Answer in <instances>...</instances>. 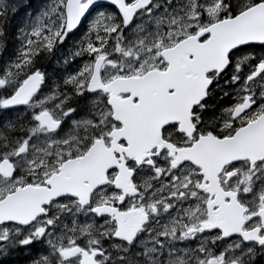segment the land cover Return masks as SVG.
I'll return each instance as SVG.
<instances>
[{
	"label": "snow or ice",
	"instance_id": "snow-or-ice-1",
	"mask_svg": "<svg viewBox=\"0 0 264 264\" xmlns=\"http://www.w3.org/2000/svg\"><path fill=\"white\" fill-rule=\"evenodd\" d=\"M0 264H264V0H0Z\"/></svg>",
	"mask_w": 264,
	"mask_h": 264
},
{
	"label": "rangeland",
	"instance_id": "rangeland-1",
	"mask_svg": "<svg viewBox=\"0 0 264 264\" xmlns=\"http://www.w3.org/2000/svg\"><path fill=\"white\" fill-rule=\"evenodd\" d=\"M32 4H33V7L35 8L36 6H38L39 4V0H32ZM22 15L23 14H20L18 16H11L10 14V19H11V25L13 26L14 28V31H15V26L20 22L21 18H22ZM47 63H45L44 65H46ZM52 67L53 66H49L48 68V71L51 72L52 71ZM19 259H23V257H20Z\"/></svg>",
	"mask_w": 264,
	"mask_h": 264
},
{
	"label": "trees",
	"instance_id": "trees-1",
	"mask_svg": "<svg viewBox=\"0 0 264 264\" xmlns=\"http://www.w3.org/2000/svg\"><path fill=\"white\" fill-rule=\"evenodd\" d=\"M11 31L14 32V28H13V26L11 27ZM43 63L45 64V63H47V62H43ZM49 66H50V65H48V63L45 65V67H47V68H49Z\"/></svg>",
	"mask_w": 264,
	"mask_h": 264
}]
</instances>
